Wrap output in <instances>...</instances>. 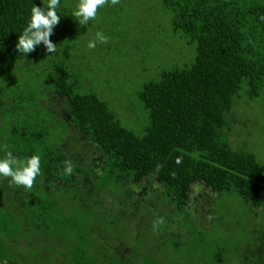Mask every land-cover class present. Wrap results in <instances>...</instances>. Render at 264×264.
<instances>
[{"label": "trees", "instance_id": "obj_1", "mask_svg": "<svg viewBox=\"0 0 264 264\" xmlns=\"http://www.w3.org/2000/svg\"><path fill=\"white\" fill-rule=\"evenodd\" d=\"M77 3L57 9L56 51L24 56L42 0H0V157L41 158L31 188L0 175L1 262L264 264V155L236 134L263 112L264 0H109L87 26ZM145 12L170 21L189 63L160 55L155 26L122 49ZM98 31L107 43L89 49Z\"/></svg>", "mask_w": 264, "mask_h": 264}, {"label": "clouds", "instance_id": "obj_2", "mask_svg": "<svg viewBox=\"0 0 264 264\" xmlns=\"http://www.w3.org/2000/svg\"><path fill=\"white\" fill-rule=\"evenodd\" d=\"M110 2L112 5H116L119 0H110ZM106 3H109V0H78L71 15L78 21L80 26H87L90 20L96 18L97 10ZM42 4L43 7L34 4L31 8L30 19L18 37L16 49L24 56L33 52L35 47L41 44L44 45L48 53L56 51V44L52 42L50 36L61 18L57 13L61 0H42ZM107 39V36L102 31H98L95 34V39L90 40L87 47L94 49L97 42L107 43ZM40 161L41 158L37 154L20 160L12 151H8L3 157H0V175L10 177L11 182L18 186L31 188L41 171ZM177 163H180L179 159ZM64 173L66 175L73 173V167L70 162H66Z\"/></svg>", "mask_w": 264, "mask_h": 264}, {"label": "rangeland", "instance_id": "obj_3", "mask_svg": "<svg viewBox=\"0 0 264 264\" xmlns=\"http://www.w3.org/2000/svg\"><path fill=\"white\" fill-rule=\"evenodd\" d=\"M134 5L135 4H132L133 7H134ZM133 7H131V5L127 6L128 9L133 8ZM151 9L153 10L154 8H151ZM150 13H151V15H149ZM155 15L156 14L152 13V12H149V13L145 12L144 20L140 16L136 19V24H137L136 29L134 28V30L131 33L126 31V30L123 31L126 34V37H125V39H123L124 43L122 45V49L127 51L129 49H132L133 47L137 48L139 46V44H143V42H144V47L148 46L150 44V40L145 38V37L137 38L136 34L139 32H142V28L140 27L141 25L142 26H150L152 28L155 26V30H156L157 35H158V37L156 36L155 40H157L158 44L162 47V51H163L160 55H164L166 52H168V50L171 51V54L179 55V53H180L181 57H182L180 60L181 65H184V64L186 65L191 60V54H190V59H188V60L185 59L183 53H185L186 50H184L183 53L179 50V48H180L179 42H175L177 38H176V36H174L171 33V24L169 23L170 21H165L164 17H162L159 22L157 19H150V17H153ZM128 19L124 16H121V18L117 17V20L120 22V25H125V23ZM110 30H112V29H110ZM86 42L87 41L84 40V43H86ZM157 42H155V43H157ZM193 47L196 48V45L194 44ZM187 49H188V51H192V48H190V47L188 48V46H187ZM123 52H125V51H123ZM194 52L196 54V49ZM141 60H142L141 58L134 59V62L138 65V66H135L134 69L138 68V69L142 70L141 73H142V76L144 77V75L147 73L146 70L150 69L152 67V63L150 61H146L142 64ZM121 61H124V59ZM129 62H130V60L126 59V63H124V62L123 63L124 64H130ZM99 75H101V78H102L101 81L103 82L105 77H106V74L100 73ZM147 76H148V74H147ZM137 101L140 104H142L138 98H137ZM254 103H256V102H254ZM257 104L258 105L262 104V107H263L262 111L263 112H261L260 115L256 114V112H257L256 110H253L254 114L249 113L248 114L249 116L255 115L252 119L251 124H248L247 121L245 123H243L245 115L242 114L241 118H243V119L241 120V118H240V120H238V122H237L236 134H237V136L240 135L242 137V141L247 139L249 136V140L253 141V144H254V145H252L253 146L252 151H254L256 153L259 152V153L264 155V102H257ZM241 108H243V107L241 106ZM120 115L121 114H119V116ZM245 125H248L249 128L247 129ZM238 140L239 139L236 136L232 137L233 144L236 145L237 144L236 141H238ZM238 145H241V144L238 143ZM197 188L198 187H196L195 191L192 192L193 195H194V193H196ZM205 192H207L208 194H211L208 196L209 199L211 196H213L215 198V193H212L209 189L205 190ZM213 197H212V200H213ZM244 209L246 211V207ZM245 213H246V215L248 214L247 212H245ZM11 251H13V250L10 249L9 253H11ZM215 251L216 250L214 249L211 251V253H213ZM15 253H17V251ZM25 254L26 255L30 254V256H31L30 259L32 261H37V258H35L33 254H31L30 250H28L27 253H25ZM238 255L242 256L243 253L240 252V253L235 254V256H237V257H238ZM47 263L51 264V262H47ZM0 264H4V263H2L0 260ZM45 264H46V262H45ZM188 264H190V262H188Z\"/></svg>", "mask_w": 264, "mask_h": 264}]
</instances>
